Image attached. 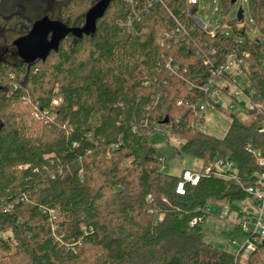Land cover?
<instances>
[{
  "label": "trees",
  "instance_id": "16d2710c",
  "mask_svg": "<svg viewBox=\"0 0 264 264\" xmlns=\"http://www.w3.org/2000/svg\"><path fill=\"white\" fill-rule=\"evenodd\" d=\"M98 1L0 0V31L24 34L44 16L83 26ZM247 2L253 37L238 18L237 37L207 35L188 0H112L94 33L69 35L46 60L26 64L14 41L0 44V264H264V242L237 254L203 238L205 208L248 201L264 171L247 149L264 157V0ZM228 54L263 112L240 102L251 120L231 113L219 138L197 125L210 101L203 87ZM143 127L179 138L174 148L203 166L220 157L236 171L179 194L180 176L162 169Z\"/></svg>",
  "mask_w": 264,
  "mask_h": 264
},
{
  "label": "built area",
  "instance_id": "2783aa9c",
  "mask_svg": "<svg viewBox=\"0 0 264 264\" xmlns=\"http://www.w3.org/2000/svg\"><path fill=\"white\" fill-rule=\"evenodd\" d=\"M188 1L199 7L198 11L192 15V19L199 29L213 38L216 36H229L227 33L220 31L219 26L222 24L214 26L210 21H205L200 17V7H202L201 0ZM134 18L139 19V14L134 12L133 16L129 18L126 23L128 27H132ZM169 35V32H165V36ZM211 51L214 52V49H211ZM196 55L198 57H204V53L201 50H198ZM205 63L208 64L209 60L206 59ZM167 67L171 69L172 74L178 73V66L173 67L168 64ZM213 74L214 77L203 87V90L208 94L210 99L205 105L207 109L215 107L217 104L223 106V96L227 95L233 98L234 101L242 98L245 102H249L250 105L263 112L258 104L260 95L256 94V91L253 88H251L249 92H246V79L241 73L240 64L234 54H228L225 58V62L220 67H217ZM59 102L60 100H55L56 104ZM234 106L235 104L233 103L229 104V107ZM34 116L38 118L39 114L35 112ZM262 122L264 126V119ZM141 129H146V127L140 128L138 131L142 132ZM165 131H168V128H165ZM148 133L150 135H155L156 133H159V131L148 130ZM114 147L117 148L118 145H114ZM247 149L256 157L258 163L264 166V157L262 156L261 151L255 148L251 141L248 142ZM158 161L164 165L166 164L163 155L158 157ZM235 171L236 167L232 161L220 157L216 158L213 163H209L205 166L202 165L199 169L184 168L179 175L180 178L177 182L176 192L179 194H185L188 185H198L201 178L205 175L213 174L219 177H230V173H234ZM246 191L250 196L248 201L235 202L229 205L213 203L212 206L205 208L211 216H216L218 218L226 219L229 218L232 213L235 214L232 222L241 228L244 235L246 234L245 240L237 249V254H240L241 252H244L245 254L252 253L256 250L258 242H264V171L259 174V183L248 186ZM26 198L27 195H24L22 200H25ZM235 204L237 205V208H233ZM199 221H202V218H194L191 224H195ZM232 243L234 246L239 245V242L236 239H234Z\"/></svg>",
  "mask_w": 264,
  "mask_h": 264
},
{
  "label": "rangeland",
  "instance_id": "374dc122",
  "mask_svg": "<svg viewBox=\"0 0 264 264\" xmlns=\"http://www.w3.org/2000/svg\"><path fill=\"white\" fill-rule=\"evenodd\" d=\"M200 17L205 21H210L214 26H219L220 31L227 33L229 36L237 37L232 24L238 17L239 11H242L244 15L243 21L240 23L238 20L235 21L237 26H247V31L250 36H255L257 28L251 19L249 6L247 0H236L235 3L230 4L228 8L225 7L223 0H201ZM234 22V23H235ZM235 23V24H236ZM20 26H6L1 28L0 44H12V42L22 35L29 33L31 27L25 25L26 33L19 35L18 30ZM224 102L223 107L227 110L224 112L220 108L210 107L206 110L205 120L199 123L198 128L210 135L222 138L226 135L232 122L231 113H236L242 120L248 122L251 120V115L247 112V108L240 104L244 99L239 98L234 101L230 96H223ZM242 99V100H241ZM245 102V101H244ZM235 104L234 107H229V104ZM248 107L249 102H245ZM146 131V129H141ZM148 132V130L146 131ZM152 143L159 151L162 152L165 158V165L163 170L168 171L175 175H180L184 168L199 169L202 166V161L198 157L193 155L178 152L174 147H178L180 140L176 137L166 135L165 133H156L152 136ZM233 208H237L235 204ZM235 214L229 218L223 219L216 216H211L205 222L203 238L204 240L213 243L219 247H223L228 250H237L240 244L245 240L246 234L242 235L241 228L233 223ZM236 239L239 242L238 246H234L232 241ZM2 264H10L8 259H4Z\"/></svg>",
  "mask_w": 264,
  "mask_h": 264
},
{
  "label": "water",
  "instance_id": "95a60500",
  "mask_svg": "<svg viewBox=\"0 0 264 264\" xmlns=\"http://www.w3.org/2000/svg\"><path fill=\"white\" fill-rule=\"evenodd\" d=\"M235 1L231 0V3ZM111 2L112 0H99L93 5L86 14L83 26H69L49 16L36 20L28 34L14 40L19 56L26 64L46 60L53 50L60 48L61 42L69 35L82 38L85 34L94 33L98 20L105 15ZM243 17L242 11H239L238 20H242Z\"/></svg>",
  "mask_w": 264,
  "mask_h": 264
},
{
  "label": "flooded vegetation",
  "instance_id": "af4514ba",
  "mask_svg": "<svg viewBox=\"0 0 264 264\" xmlns=\"http://www.w3.org/2000/svg\"><path fill=\"white\" fill-rule=\"evenodd\" d=\"M33 26V25H32ZM32 28V27H31ZM22 36H24V35H22ZM21 37V36H20ZM30 65V64H29Z\"/></svg>",
  "mask_w": 264,
  "mask_h": 264
},
{
  "label": "crops",
  "instance_id": "0c3cea01",
  "mask_svg": "<svg viewBox=\"0 0 264 264\" xmlns=\"http://www.w3.org/2000/svg\"><path fill=\"white\" fill-rule=\"evenodd\" d=\"M243 235V234H242Z\"/></svg>",
  "mask_w": 264,
  "mask_h": 264
}]
</instances>
